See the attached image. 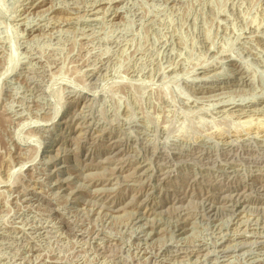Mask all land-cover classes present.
Here are the masks:
<instances>
[{"label": "rangeland", "instance_id": "1", "mask_svg": "<svg viewBox=\"0 0 264 264\" xmlns=\"http://www.w3.org/2000/svg\"><path fill=\"white\" fill-rule=\"evenodd\" d=\"M0 264H264V0H0Z\"/></svg>", "mask_w": 264, "mask_h": 264}]
</instances>
